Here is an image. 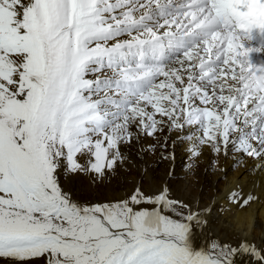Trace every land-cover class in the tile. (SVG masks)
Wrapping results in <instances>:
<instances>
[{
  "label": "snow or ice",
  "instance_id": "1",
  "mask_svg": "<svg viewBox=\"0 0 264 264\" xmlns=\"http://www.w3.org/2000/svg\"><path fill=\"white\" fill-rule=\"evenodd\" d=\"M261 13L264 0H0V264H264L247 239L194 243L214 210L264 206ZM178 148L233 161L219 204L157 183L149 161L170 177Z\"/></svg>",
  "mask_w": 264,
  "mask_h": 264
},
{
  "label": "bare ground",
  "instance_id": "2",
  "mask_svg": "<svg viewBox=\"0 0 264 264\" xmlns=\"http://www.w3.org/2000/svg\"><path fill=\"white\" fill-rule=\"evenodd\" d=\"M253 64L259 65L264 60V54L253 52L250 54ZM212 156L205 153L198 163H190L184 155V149L178 148L174 164V173L166 179L162 171L167 167L168 171L172 165L168 162H157L152 159L149 161L151 173L156 177L157 183L166 181L171 192L178 199L192 205H199L201 208L219 204L220 197L217 192L226 193L227 189L234 185L240 176L239 171H233L232 160L218 159L215 165L210 166ZM222 168L227 169V179H222L224 173ZM247 178H245L246 181ZM171 180V181H169ZM74 187L82 191L85 196L89 194V181L83 177L72 178ZM178 183V185H176ZM197 184L198 191L194 190ZM176 185V186H175ZM186 185V186H185ZM182 189H185L182 191ZM226 207V205H224ZM255 215L242 214L236 211L232 213H221L214 210L209 217V223L204 231L195 234L194 243L196 246H204L211 237H219L221 240L229 241L233 245L241 240L247 239L254 243L258 248H264V206L254 205ZM252 210H250L251 212ZM247 219L248 231L241 233L238 224L241 217ZM235 264H255L254 258L247 254H239L234 257Z\"/></svg>",
  "mask_w": 264,
  "mask_h": 264
},
{
  "label": "rangeland",
  "instance_id": "3",
  "mask_svg": "<svg viewBox=\"0 0 264 264\" xmlns=\"http://www.w3.org/2000/svg\"><path fill=\"white\" fill-rule=\"evenodd\" d=\"M152 160L155 161L154 158H153ZM170 171H171V170L168 171L167 167H165L164 170H163L161 173H162L163 176H165L166 173H168V172H170ZM166 177H167L166 179H169V178H168V175H166ZM169 181H171V180H169ZM176 185H178V183H177ZM176 185H175V186H176ZM185 186H186V185H185ZM184 190H185V189H182V191H184ZM194 190H195V193H196V191L199 190V188H197V184L194 186Z\"/></svg>",
  "mask_w": 264,
  "mask_h": 264
}]
</instances>
